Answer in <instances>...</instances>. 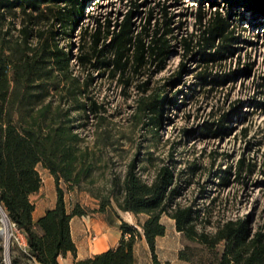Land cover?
I'll use <instances>...</instances> for the list:
<instances>
[{"label": "trees", "instance_id": "1", "mask_svg": "<svg viewBox=\"0 0 264 264\" xmlns=\"http://www.w3.org/2000/svg\"><path fill=\"white\" fill-rule=\"evenodd\" d=\"M95 1L0 0V205L27 241L26 253L13 246L11 264H59L60 256L77 252L71 221L88 211L78 203L69 210L65 195L92 182L94 165L90 152L81 146L83 138L73 114L81 112L89 117L91 113L101 123L105 119L101 116L103 106L88 95L93 82L89 69L108 71L111 78L128 84L131 71L138 74L154 62L161 69L171 53L167 33L161 34L159 28L151 32L147 26H136L132 20L134 10L127 12L113 30L110 21L96 20L95 31L89 40L84 39L78 54L61 46L60 41L71 39L85 8ZM192 1L199 6L195 16L203 28L198 60L206 65L233 52L237 38L232 36L230 21L233 16L239 17L238 9L252 16L253 25H262L258 19H264V0ZM219 2L224 4L226 14L216 9L207 18L203 5L219 7ZM217 41L220 43L215 44ZM185 48L189 51L190 43L185 42ZM72 63L86 72L85 78L75 74ZM198 79L200 87L224 82V77L209 72L200 73ZM178 81L180 76L170 85ZM176 98H168L165 91L142 96L133 116L136 123L157 134L167 107L177 105ZM231 121L232 116L224 114L220 121L204 126L199 135L225 136ZM193 132L187 130L186 134ZM103 141L108 146L109 136ZM155 161L152 152L145 158L135 156L123 175L113 174L104 194L95 195L99 207L94 211L105 212L116 205L119 211L145 216L144 221L130 224L121 220L122 235L116 247L75 264H133L135 245L143 237L152 264H170L162 262L157 253V239L166 234L163 217L173 220L181 235L183 243L177 253L181 261L264 264V228H254L250 217L220 216L217 200L210 198L206 186L201 188L200 197L183 202L191 184L189 175H194L198 167L181 170L173 156L160 163ZM39 167L54 178L56 204L34 220L31 196L43 184ZM150 167L153 173L146 180L143 174ZM237 169L240 177L245 170L243 160ZM230 174V170L216 171L211 183L225 186ZM200 199L208 203L200 204ZM0 264H5L1 236Z\"/></svg>", "mask_w": 264, "mask_h": 264}, {"label": "rangeland", "instance_id": "2", "mask_svg": "<svg viewBox=\"0 0 264 264\" xmlns=\"http://www.w3.org/2000/svg\"><path fill=\"white\" fill-rule=\"evenodd\" d=\"M95 2L97 3L90 2L85 8L84 17L74 28L71 39L61 40V46L78 54L84 39L89 40V35L95 31L96 20L101 23L110 21V30H113L127 12L134 10V24L147 26L151 32L159 28L161 34L167 33L165 38L172 48L161 69L154 62L138 74L131 71L128 84L120 82L118 78H111L108 71L92 72L89 69L93 82L88 95L103 106L105 111H102L101 116L105 119L101 123L91 113L89 117H84L85 114L81 112L73 114L77 118V130L83 138L81 146L90 152L94 169L91 183L83 184L81 190L66 192L67 208L70 210L78 203L90 213L97 210L99 201L95 195L98 192L104 194L113 174L123 175L127 164L135 156L145 158L148 152H152L155 164L173 156L179 161L178 168L181 170L194 165L198 167L194 175H189L191 184L185 191L183 202L200 197L201 188L206 186L210 198L217 200L215 205L220 216L250 217L254 228H264V19H258L262 25H253L252 16L247 11L238 9L239 17L233 16L230 21L232 36L237 38L233 52L206 65L198 60L202 45L199 46L198 42L202 39L203 28L195 16L199 6L194 1ZM191 2L193 4H189ZM218 4L219 7L209 3L203 5L202 11L207 18L216 9L226 14L224 4ZM135 5L138 6L136 9ZM185 42L190 43L189 51L185 48ZM219 43L217 41L215 44ZM72 64L75 74L85 78L86 72L81 71L75 63ZM203 72L224 77V82L200 87L198 76ZM178 76L180 81L171 86ZM143 86H146L145 92L142 90ZM160 91H165L172 100L177 95V105L167 107L163 125L154 134L137 124L133 116L142 96ZM237 111V115L233 114ZM224 114L232 116L225 136L199 135L204 126L220 121ZM187 130L194 131V134L187 135ZM107 135L110 144L104 146L103 140ZM242 160L245 170L239 177L237 168ZM220 170L231 171L229 182L225 186L211 183L214 172ZM152 173L153 168L150 167L149 172H144L143 178L149 180ZM41 177L45 180L44 174ZM62 186L65 188L64 184ZM38 199L34 198V202H40ZM199 203L208 202L200 199ZM120 214L131 224H139L145 219L143 215L135 217L122 211ZM80 220L75 219L74 228L79 226ZM163 222L168 226V232L158 240L159 254L162 258L167 257L173 261L172 264H183L176 260V252L183 243L181 235L171 225L173 222L170 219L164 217ZM10 225L11 259L13 246L20 250L17 238L22 233L17 232L14 224ZM89 231L91 240L95 239V231L92 228ZM145 245L146 247L138 242L140 257L149 252L146 242Z\"/></svg>", "mask_w": 264, "mask_h": 264}, {"label": "crops", "instance_id": "3", "mask_svg": "<svg viewBox=\"0 0 264 264\" xmlns=\"http://www.w3.org/2000/svg\"><path fill=\"white\" fill-rule=\"evenodd\" d=\"M39 171H40V174H44L45 180L42 179L43 180L42 187L37 193L31 196V200L35 204V211L33 214L34 220L44 215L47 209L53 208L56 204V189H55V181H54L53 176L43 167H39ZM47 192L49 193L48 195L49 198H47L48 197ZM34 198L35 199L39 198L38 200L40 202H34ZM98 207L99 205L97 206L96 209H98ZM110 211L112 212L110 213ZM122 213L131 215L130 213H125V212H122ZM115 214H117V216H115ZM91 216L93 218H91ZM76 218H79L82 221L80 220L79 226L74 228L73 223ZM121 220H124V218L120 214V211L115 206L113 208H110V207L107 208L105 212L93 211L92 213H90L88 211L86 215H83L80 217L79 216L73 217L71 221V233H72L73 241L77 248V252L75 255L71 253H67L65 255L60 256L58 259L59 264H75L78 260L91 258L96 254H100L104 251H107L110 248L116 247L122 235L120 231ZM171 221L173 222V224L171 225H173L175 229L174 221L173 220ZM162 222H163V219H162ZM128 223L131 224V222H128ZM90 228H92L97 234L96 238L93 240H91V237L89 234ZM167 232H168V226L166 225V234ZM162 237H159L157 239L158 257L162 262L168 261L170 262V264H172L173 261H171L167 257L162 258L161 255L159 254L158 240ZM144 241L145 239L143 237L138 242H141L146 247L145 245L146 241L145 242ZM138 242L135 245V262L133 264H152L150 251L147 254H145V256L143 257L139 256L138 251H137ZM180 248L176 252V260L178 263L188 264L178 259L177 253L180 250Z\"/></svg>", "mask_w": 264, "mask_h": 264}, {"label": "bare ground", "instance_id": "4", "mask_svg": "<svg viewBox=\"0 0 264 264\" xmlns=\"http://www.w3.org/2000/svg\"><path fill=\"white\" fill-rule=\"evenodd\" d=\"M189 4H193V2ZM11 229L12 228L9 219L4 214H2V217L0 219V236L4 240V243L7 248L10 247V241L12 236Z\"/></svg>", "mask_w": 264, "mask_h": 264}, {"label": "built area", "instance_id": "5", "mask_svg": "<svg viewBox=\"0 0 264 264\" xmlns=\"http://www.w3.org/2000/svg\"><path fill=\"white\" fill-rule=\"evenodd\" d=\"M15 226V225H14ZM16 227V226H15ZM17 229V228H16ZM17 232L18 233H22L20 232L18 229H17ZM17 242H18V245H19V249L23 252H27V241H26V238L24 236V234L22 233L20 237L17 238ZM3 247H4V263L5 264H8V261L7 259L9 260V262L11 263V259H10V256H9V248L6 247L5 243L3 244Z\"/></svg>", "mask_w": 264, "mask_h": 264}, {"label": "water", "instance_id": "6", "mask_svg": "<svg viewBox=\"0 0 264 264\" xmlns=\"http://www.w3.org/2000/svg\"><path fill=\"white\" fill-rule=\"evenodd\" d=\"M2 214H4L7 217L6 213L4 212V210L2 209V207L0 205V215H1V217H2ZM7 261H8V264H11L8 259H7Z\"/></svg>", "mask_w": 264, "mask_h": 264}]
</instances>
